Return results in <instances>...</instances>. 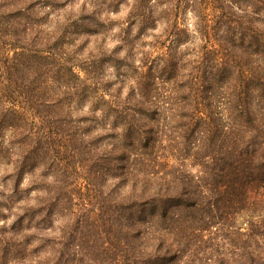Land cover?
I'll use <instances>...</instances> for the list:
<instances>
[{"label":"trees","instance_id":"1","mask_svg":"<svg viewBox=\"0 0 264 264\" xmlns=\"http://www.w3.org/2000/svg\"><path fill=\"white\" fill-rule=\"evenodd\" d=\"M151 3L137 0L135 18L151 26L150 5L159 4V15L170 22L171 44L148 66L155 84L168 81L169 93L158 102L167 111L157 113L158 106L131 93L130 105L143 110L135 116L113 107L106 82H92L87 40L73 42L82 31L74 22L88 17L83 5L76 15L73 5L58 0H0V165H11L4 175L15 210L9 232L18 234L26 221L29 250L45 249L29 263L264 264V0ZM187 9L193 20L181 27L176 21ZM182 41H188L183 51ZM85 106L78 120L87 128L66 121V111ZM112 129L120 147L111 150L120 154L128 187L122 213L115 218L117 208L100 206L86 217L71 214L67 227L80 231L60 228L50 238L44 227L61 189L55 167L65 181L75 173L93 185L89 175H98L107 150L94 154L82 143ZM189 158L195 173L185 168ZM90 161L96 169L87 167ZM242 213L246 229L234 224ZM102 231L106 243L98 242ZM14 235L10 254L26 262V243Z\"/></svg>","mask_w":264,"mask_h":264},{"label":"rangeland","instance_id":"2","mask_svg":"<svg viewBox=\"0 0 264 264\" xmlns=\"http://www.w3.org/2000/svg\"><path fill=\"white\" fill-rule=\"evenodd\" d=\"M58 2H61L66 7L73 5V12L77 13L76 15L80 14V6L83 5L82 7L85 9V14L88 17L78 20L75 18L77 22L74 23L76 25L79 24L82 31L79 37L73 42L75 45H78L79 41L87 40L85 44L87 50L84 51L88 58L89 71H91L89 75L93 83H95L96 80H103L107 83V87H105L106 98L113 102V107L117 108V111L122 109L126 113L133 112L135 116L140 114V111L143 110L137 111L130 105L131 93H133L136 98L145 101L149 100L148 102H151V106H158L156 110L157 113H159L160 110L167 111V106L158 102H160L162 96L166 95L168 92L166 91L168 88V81H166L165 84L161 82L155 84L153 81L156 77V72H150L148 68V66H153V64L150 63H154L158 54L168 50L171 39L173 38V34H167L170 28V22H165L158 12L164 6L160 7L159 4L154 6L150 5V9L155 10L152 17L156 19L153 20L151 26H141L139 20L135 18L138 14L136 12L140 10L136 9L137 0H58ZM149 2L153 4L151 0H148V3ZM46 9L48 8L46 7ZM48 17L49 21L47 24L51 23L53 18L52 14H48ZM192 20V13L187 9L184 13L183 10L180 12L176 23H180L179 26L183 27V24H189ZM127 38L130 40L129 47H126L123 43ZM187 44L188 41H182L181 44L177 46L178 50L183 51ZM159 76L161 78H167L164 74H159ZM148 82L151 84L150 86L147 85ZM143 91H146V94ZM149 98H151L152 101L155 100L157 105ZM72 105L75 106L74 104ZM148 110L151 109L149 108ZM69 111H66L68 115L66 121L72 123V126L80 125L83 128L88 127L85 122L78 120L82 114L87 113L86 106L83 110L73 109L72 111L69 109ZM168 112L170 113V110H168ZM111 120H113V118H111ZM159 126L160 128L162 127L161 124H159ZM114 135L115 133L112 129L109 136L94 141L93 144L82 143L87 145L86 151L92 150L94 154H98L102 149L107 150L106 157L98 160L97 169L91 166L93 164L91 161L89 165H87L88 168L91 167L92 169H96L98 173L96 177L93 176V174L89 175L93 185L77 177L78 174L75 173L72 178L65 181L59 174L58 165L55 167V173L53 174L57 175L61 189L59 203L52 206L53 213L49 215V222H46L44 227V231L49 234L50 238L54 235H59L62 231L60 228L67 229L68 233H70L73 228L80 231V228H76L75 225H72V228H68L70 226V224H68L67 227L66 218L71 216V214L82 213V215L84 214L86 217L88 210L97 212V207L100 206L107 208L108 212L117 208L116 216H114L115 218L122 213L121 205L125 200L124 198L127 197L128 187L123 175H120L121 169L118 168L120 164H122V161L119 159L120 154H116V150L112 152L114 144L120 147V142L114 139ZM92 157L95 158L96 156L87 155V159ZM77 158L78 152L73 158L75 163ZM191 159L192 158L186 160L185 168L195 173L197 167L191 164ZM172 164V166L177 167L175 162ZM10 168V164L0 165V264H41L35 261L29 263L28 261L33 255L34 257L42 258L45 249L44 247H38L34 252L29 250L27 247L28 238H26V242L23 238V235H26V229H24L26 221L22 224L24 228H22L18 234L12 229V231H10L13 235L15 234L16 240L26 243L27 254L23 255L26 258V262H19V260H22L19 258L18 260H14L10 254L14 238L11 237L9 226L15 218L13 215L15 210L13 207L14 205L9 201V187L11 184L7 180V177H4V175L9 172ZM82 172L85 175L87 174L85 169H82ZM30 179V173L26 174L25 179L22 181L23 187L30 182ZM61 179H63V182H61ZM168 179H170V177H168ZM47 180L48 182L44 184V187L50 189L53 186L52 176L47 177ZM84 182L86 183L85 185ZM96 189L99 190L97 203L95 202ZM47 193L45 194L43 191L41 194L48 196ZM34 195L35 191H30L29 200L31 202H34ZM241 215L236 217L234 224L238 228L242 226V228L246 229L248 216L243 213ZM33 221L34 220H32V222ZM101 227L102 229L104 228L103 226ZM205 234L207 238H209L206 231ZM104 235L106 234L102 231L100 234L101 240L98 242L106 243L107 239L103 237ZM8 239V243L1 242V240ZM93 241L95 242V240ZM210 242L211 241L204 245V247L209 246ZM4 247L7 249L3 250ZM89 264L94 263L91 261Z\"/></svg>","mask_w":264,"mask_h":264}]
</instances>
